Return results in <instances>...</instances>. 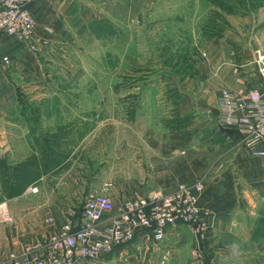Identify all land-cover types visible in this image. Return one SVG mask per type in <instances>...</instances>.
<instances>
[{
    "label": "crops",
    "instance_id": "0c3cea01",
    "mask_svg": "<svg viewBox=\"0 0 264 264\" xmlns=\"http://www.w3.org/2000/svg\"><path fill=\"white\" fill-rule=\"evenodd\" d=\"M156 1L144 0L142 5L138 3L141 6L137 9L134 0H32L29 8L38 24L37 52L29 43L0 30V157L7 161L9 156L30 153L20 96L22 91L33 93V89L39 87L57 89L44 67L45 62L51 60V53L56 48L69 50L85 35L93 37L94 31L90 28L99 23L131 28L133 36L129 45L133 44L135 27L166 22L161 6L151 8ZM118 10L124 14H118ZM118 19L125 22L118 23ZM215 41L218 39L207 40L206 47L214 46ZM217 73V68L201 66L194 77L181 79L178 76L181 82L175 85L182 96L179 111H209L207 121L197 125L198 118H195L186 131L173 132L165 126V116L152 115L144 121L145 112L141 110L130 125L125 124L124 136L118 133L120 127L113 128L109 160H103L110 163L109 174L102 175L105 172L99 165L102 161L98 164V160L90 158L91 163L81 170V178L88 177L84 172L91 173L88 180L92 182V190L109 195L119 207L128 197L146 196L156 190L169 191L179 183H191L203 177L205 187L200 204L211 212L210 230L203 244L205 249L217 253V264H264V160L242 143L237 127L221 124L219 95L223 81L214 76ZM247 84L234 89L245 95L253 89ZM33 102L42 101L33 99ZM214 124L221 126L217 128ZM66 129L68 127L50 122L41 132L33 134L36 135L33 140H38L39 144L33 143V154L38 161L45 149L42 134H56L60 139L57 151L61 153L60 161L47 169L40 165L41 174L33 186L65 185L73 169L69 160L78 152L89 153L86 148L96 143L95 135L105 131L101 130L100 123L89 127L82 132L77 146L71 152H64L66 143L62 140L69 138ZM22 158L15 157L13 161ZM50 179L51 185L48 184ZM29 187L22 195L6 198L0 178V203L8 204L14 218L12 223L0 225V257L8 258L12 252L29 251L34 256H43L55 251L53 236L71 219L69 213L58 215L53 210L52 196L51 201L50 196L47 199L37 196ZM196 242L197 236L185 224H178L169 227L162 240H154L150 233L143 231L109 254L98 259H82L75 264H196L192 257Z\"/></svg>",
    "mask_w": 264,
    "mask_h": 264
},
{
    "label": "rangeland",
    "instance_id": "374dc122",
    "mask_svg": "<svg viewBox=\"0 0 264 264\" xmlns=\"http://www.w3.org/2000/svg\"><path fill=\"white\" fill-rule=\"evenodd\" d=\"M134 1V8L139 9L144 0L142 3L140 0ZM157 6L165 10L166 22L155 21L147 26L135 27L133 44L129 45L133 36L131 28L99 23L90 28L94 31L93 37L85 35L80 43L69 50L60 51L56 48L51 53V60L45 62V71L57 89L41 90L39 87L33 89V93H21L20 99L28 114H32L33 120L37 122L36 132H41L43 126L50 122L68 127L65 132L69 131V138L62 140L66 143L64 152H71L79 143L82 132L89 127L100 123L101 130L105 129L93 138L96 143L86 148L89 153L78 152L69 160L73 169L65 185L56 188L51 186L52 189L44 184L34 192L45 199L50 196V201L52 196L53 202L50 203L58 215L69 213L68 218H72L81 213L86 196L94 192L92 182L88 180L91 173L84 172L88 176L84 180L81 178V170L91 163L90 158L98 160V164L105 159L109 160L113 128L120 127L118 133L124 136L125 124L130 125L136 119L129 120L128 117L132 105L139 104L137 113L144 110V121L152 115L162 114L166 117L173 113L172 96L177 91L175 85L181 81L179 75L164 63L165 57L169 58L170 54L190 46L192 51L196 49L197 55L194 56L197 58L198 69L201 66L217 68L218 73L214 76L223 81V87L236 89L248 83V87L264 90V72L259 67V55L250 44L251 39H254L260 55L264 56V5L256 10L247 7L244 12L227 14L231 27L210 48L206 47L207 40L202 38V25L211 8L207 0H158L151 8ZM117 13L124 14V11L118 10ZM124 20L118 19L117 22ZM33 99L42 102L35 103ZM150 100L155 102L151 103ZM187 113H193L198 118L197 125L207 121L210 115L209 111ZM24 117L27 120V116ZM33 120L30 125L27 120L30 153L27 156H9L8 163L27 158L33 153V143L39 145L38 140H33L35 132L29 133L34 125ZM216 126L218 128L221 125ZM15 157L23 158L13 161ZM99 165L105 170L102 175H108L110 163ZM52 180H49V185ZM65 196H68L67 200ZM6 207L8 209V204Z\"/></svg>",
    "mask_w": 264,
    "mask_h": 264
},
{
    "label": "built area",
    "instance_id": "2783aa9c",
    "mask_svg": "<svg viewBox=\"0 0 264 264\" xmlns=\"http://www.w3.org/2000/svg\"><path fill=\"white\" fill-rule=\"evenodd\" d=\"M31 1L0 0V30L29 43L37 52L38 24L29 8ZM258 55L263 61L260 50ZM3 59L10 62L8 57ZM219 105L221 124L237 127L242 143L264 160V90L251 89L241 95L226 86L220 91ZM204 187L202 177L191 183H179L169 191L156 190L146 196L128 197L117 208L109 195L91 192L80 215L68 219L53 236L55 251L43 256H34L29 251L12 252L8 258L0 257V264H75L82 259H98L133 241L143 231L150 233L154 240H162L167 229L178 224H185L197 236L192 251L195 263L217 264V253L209 252L203 245L208 238L211 215L200 204ZM29 188L32 192L38 191L37 186ZM6 205V202L0 203V221L8 224L14 218Z\"/></svg>",
    "mask_w": 264,
    "mask_h": 264
},
{
    "label": "trees",
    "instance_id": "16d2710c",
    "mask_svg": "<svg viewBox=\"0 0 264 264\" xmlns=\"http://www.w3.org/2000/svg\"><path fill=\"white\" fill-rule=\"evenodd\" d=\"M211 8L207 12L202 25L203 40H213L224 37V32L231 27L227 14H237L244 12L248 7L250 10H256L264 5V0H207ZM196 49L192 51L190 46L178 53L170 54L169 58H164V63L171 67L181 79L186 77H194L199 73L197 67ZM174 108L172 114L163 118V122L167 128L173 132L186 131L193 123L196 116L193 113H181L179 111V103L181 94L176 91L172 96ZM21 101V113L27 116L28 123L33 120V115L28 114L25 104ZM139 104H134L128 110L129 120L136 117ZM27 112V113H26ZM27 114V115H26ZM29 115V116H28ZM31 116V117H30ZM30 134L36 132V120ZM42 144L45 146L41 160L38 161L36 154H31L27 158L16 163H8L0 157V178L1 188L6 198H13L22 195L25 190L33 184L41 174L40 165L47 169L53 163L59 162L61 158L60 152L56 146H60V139L56 134H42Z\"/></svg>",
    "mask_w": 264,
    "mask_h": 264
},
{
    "label": "water",
    "instance_id": "95a60500",
    "mask_svg": "<svg viewBox=\"0 0 264 264\" xmlns=\"http://www.w3.org/2000/svg\"><path fill=\"white\" fill-rule=\"evenodd\" d=\"M250 44H251V46H252V48H253L254 50H258V47H257V45H256V43H255V41H254V39H251ZM259 65H260V68H261V69L263 70V72H264V61L259 60Z\"/></svg>",
    "mask_w": 264,
    "mask_h": 264
},
{
    "label": "bare ground",
    "instance_id": "6f19581e",
    "mask_svg": "<svg viewBox=\"0 0 264 264\" xmlns=\"http://www.w3.org/2000/svg\"><path fill=\"white\" fill-rule=\"evenodd\" d=\"M258 51H259V49H258ZM258 51H256L257 52V54H258ZM258 61V60H257ZM263 61H264V59H263ZM259 63V62H258ZM262 70V69H261ZM263 71V70H262Z\"/></svg>",
    "mask_w": 264,
    "mask_h": 264
}]
</instances>
